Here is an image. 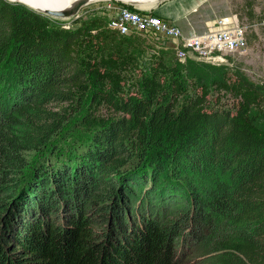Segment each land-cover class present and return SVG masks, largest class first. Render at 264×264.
<instances>
[{
  "label": "trees",
  "instance_id": "obj_1",
  "mask_svg": "<svg viewBox=\"0 0 264 264\" xmlns=\"http://www.w3.org/2000/svg\"><path fill=\"white\" fill-rule=\"evenodd\" d=\"M107 20L68 28L0 0V264H174L166 243L176 222L205 237L212 264H264V88L216 79L193 57L183 74L164 54L134 78L143 41ZM87 99L114 112L87 108L65 128ZM90 190L92 216L80 202ZM185 198L179 219L162 222L165 205ZM130 221L138 234L124 232ZM190 237L184 230L181 243Z\"/></svg>",
  "mask_w": 264,
  "mask_h": 264
},
{
  "label": "rangeland",
  "instance_id": "obj_2",
  "mask_svg": "<svg viewBox=\"0 0 264 264\" xmlns=\"http://www.w3.org/2000/svg\"><path fill=\"white\" fill-rule=\"evenodd\" d=\"M115 1L118 0H94L82 6V8L75 15L70 17L61 18V17H52L50 15L48 16L51 19L55 20L57 23H59L61 26L68 28H75L79 25V23L82 20H85L93 16H102V17L107 16L108 18V9L106 8V6L108 4L115 3ZM163 1L176 2L177 0H158V1L152 0L150 2L134 3V5L149 10L148 9L150 7L149 5L160 4ZM16 2H20V1H16ZM226 14H235L239 22L245 26L246 29L245 44H242L232 52L224 53L222 60L216 63L198 58H196L195 60H201L205 62L207 66L204 67V70L207 69L209 71L213 70L215 72H218L219 74H217L216 79L220 78L223 74H227L228 76H233V77L243 76L247 80L257 83L258 85H261L264 88V0H199L197 3H193L190 11L184 13V16L182 17L184 23L181 21L182 24L180 23V25L185 26L186 28L180 26L177 23L178 21L176 22V20H174L173 18L170 17L169 18L170 20L172 19V21L177 23L186 32V30L189 31L191 29L204 30L209 26L213 25V23H215L214 20ZM210 19H213V21H211L209 24H206V21ZM131 35L139 36V38L142 39L144 44L138 48V51L136 53L137 63L135 65L134 70L130 72V74L134 78L135 77L141 78V75H143L142 73L146 72L147 67L149 65L154 64V60H155L154 55H163V54L170 60L171 64H173L174 66L176 65L177 67L180 68V72H182L183 74H187L189 72V70L187 71L188 65H183L184 63H186V60L180 61L177 58L172 47H170L169 45L159 46L164 43L157 42L146 35H140V34H131ZM171 77H172V72H169L166 75L167 83H166L165 94H169L168 80ZM207 85L210 89L208 98L209 100H211V102H214L216 101L217 98H219V96H221V93H218L215 84L213 83L212 80L208 82ZM127 86L128 84L125 85V87ZM227 99L228 97L221 99L222 101L220 103L222 105L229 106L230 101H227ZM89 100L90 99H87L84 106H82L81 108L75 109L76 111L72 114V116L69 119H67V124L65 125V128H76V125H80L79 123H77L78 118H81V116L84 114V111L87 110V108L91 109V107L88 105ZM92 111H94L93 112L94 116H107L109 113L114 112L106 104L99 105L97 108L94 107L91 109V112ZM82 130L83 129H80L78 130L79 132H76L74 133V135L73 134L72 135L73 136L83 135L85 131ZM222 179H226V177ZM91 191L92 190H90L89 194L85 195L84 199L80 202H81V210L83 212L90 213L92 216L94 213H98V211L94 210L92 203L93 200H90L89 195ZM217 194H215L214 192L212 194V197ZM15 198L16 199L10 202L11 206L13 203L15 205H19L18 204L19 195L17 194ZM106 202L107 201H105V199L101 201L100 205L104 206V208H102L101 211L110 210L111 213L112 211L111 208L109 207L110 208L109 209L108 207H105L107 206L105 205ZM178 203H179L178 201L172 200L167 205H165L170 208L168 209V211H166L167 213L163 215L164 218L162 222H166L167 219L169 220L174 219V217L179 219L180 214H182L188 209L187 206L192 205V203L188 198H185V200L180 201L179 204ZM61 204L62 203L59 200L60 207L58 206L59 209H57V211L55 212L56 217H54L51 221L53 222L56 221L57 223H60L61 220L64 219V217H62V215L60 214V209L64 210ZM109 206H110V202H109ZM163 208L164 207L162 206L159 214L161 213V211H163ZM75 209H73L74 213H75ZM18 215L22 216L23 218L28 217L25 215L24 210H21V212ZM12 219L10 220V222H15ZM111 219H112V214L109 220ZM99 220L101 221V223L105 222L104 219L103 220L99 219ZM177 224L178 223L176 222L175 225L172 227V230L174 231L171 233V235L169 236V240L166 243V248H168L167 253L171 256V260H173V263L174 264H212L213 257L205 251L206 248L204 245L205 237L202 235L198 236L196 230H193L191 227H187V228L184 227L183 229L180 228L177 229L176 231ZM130 230H132V232H135V234H138V231L136 230L133 222L131 221L129 228L128 225L124 226V232H129ZM184 230H190L191 233L190 240L189 239L184 240L185 245H183L180 240ZM140 231H142L141 227H140ZM178 231L180 232V234L177 233ZM175 233L177 235L173 236V234ZM2 237H5L7 239L6 242H10L11 246L9 247V250H12L13 242L8 240L10 236H2Z\"/></svg>",
  "mask_w": 264,
  "mask_h": 264
},
{
  "label": "built area",
  "instance_id": "obj_3",
  "mask_svg": "<svg viewBox=\"0 0 264 264\" xmlns=\"http://www.w3.org/2000/svg\"><path fill=\"white\" fill-rule=\"evenodd\" d=\"M106 8L109 29L120 35H146L164 43L159 46L169 45L180 61L193 57L216 63L222 60L224 53L245 44L246 29L235 14L220 16L204 30L191 29L185 32L168 17L150 10L129 7L121 1L108 4Z\"/></svg>",
  "mask_w": 264,
  "mask_h": 264
},
{
  "label": "crops",
  "instance_id": "obj_4",
  "mask_svg": "<svg viewBox=\"0 0 264 264\" xmlns=\"http://www.w3.org/2000/svg\"><path fill=\"white\" fill-rule=\"evenodd\" d=\"M129 1V0H128ZM152 0H138L137 3H143V2H150ZM178 1V2H177ZM176 2L174 1H169V2H162L160 4L156 5H149L150 7L148 8L150 11H153L159 15L166 16L173 18L176 20V22L180 25L182 22L184 23L183 16L184 13L189 12L191 9V6L193 3H197L199 0H177ZM132 5V4H130ZM135 8H142L138 7L136 5H132ZM144 9V8H142ZM187 10V11H186ZM182 21V22H181ZM213 19L207 20L206 24H209ZM182 26V25H180ZM183 28H186L185 26H182ZM187 31V30H186Z\"/></svg>",
  "mask_w": 264,
  "mask_h": 264
},
{
  "label": "water",
  "instance_id": "obj_5",
  "mask_svg": "<svg viewBox=\"0 0 264 264\" xmlns=\"http://www.w3.org/2000/svg\"><path fill=\"white\" fill-rule=\"evenodd\" d=\"M10 1H17V0H10ZM94 0H73L71 2V4L66 7V8H45L43 10H39V9H35L36 11L42 12L44 14H46L47 16L50 15L52 17H61V18H65V17H70L75 15L81 8L82 6L86 5L87 3H90ZM127 4H134L137 2H133V1H128V0H118ZM156 1V0H155ZM158 1V0H157Z\"/></svg>",
  "mask_w": 264,
  "mask_h": 264
},
{
  "label": "bare ground",
  "instance_id": "obj_6",
  "mask_svg": "<svg viewBox=\"0 0 264 264\" xmlns=\"http://www.w3.org/2000/svg\"><path fill=\"white\" fill-rule=\"evenodd\" d=\"M23 2L27 6L39 10H43L45 8H66L68 7L73 0H17ZM133 2H137L138 0H129Z\"/></svg>",
  "mask_w": 264,
  "mask_h": 264
}]
</instances>
